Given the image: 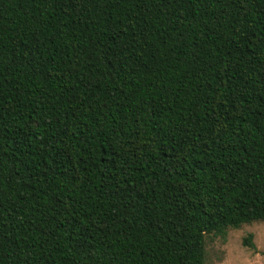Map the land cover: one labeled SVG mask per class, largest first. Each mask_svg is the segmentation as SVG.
I'll return each mask as SVG.
<instances>
[{
    "label": "trees",
    "instance_id": "trees-1",
    "mask_svg": "<svg viewBox=\"0 0 264 264\" xmlns=\"http://www.w3.org/2000/svg\"><path fill=\"white\" fill-rule=\"evenodd\" d=\"M253 221L264 0H0V264H203Z\"/></svg>",
    "mask_w": 264,
    "mask_h": 264
},
{
    "label": "rangeland",
    "instance_id": "rangeland-1",
    "mask_svg": "<svg viewBox=\"0 0 264 264\" xmlns=\"http://www.w3.org/2000/svg\"><path fill=\"white\" fill-rule=\"evenodd\" d=\"M203 250V264H264V222L253 221L207 235Z\"/></svg>",
    "mask_w": 264,
    "mask_h": 264
}]
</instances>
